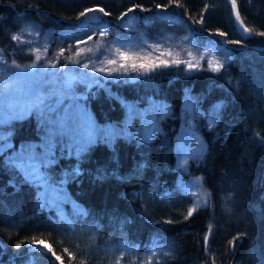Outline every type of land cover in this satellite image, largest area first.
Returning <instances> with one entry per match:
<instances>
[{
  "label": "trees",
  "instance_id": "16d2710c",
  "mask_svg": "<svg viewBox=\"0 0 264 264\" xmlns=\"http://www.w3.org/2000/svg\"><path fill=\"white\" fill-rule=\"evenodd\" d=\"M232 5L233 0H0V52L8 62L32 59L12 40L24 25L53 41L65 26L84 23L101 27L105 35L97 31L99 36L111 41L135 32L122 26L123 16L140 22L174 16L194 43L230 54L219 71L172 64L89 81L75 77V94L96 121L111 122L116 134L98 135L78 153L57 146L40 165L63 193L59 206L42 201L40 183L14 156L22 142L38 138L37 116L16 121L9 147L0 141V264H264V0ZM189 96L199 111L193 122L203 146L180 167L176 139ZM128 103L139 127L124 131ZM187 175L200 180L203 203L196 204L187 189ZM34 245L46 250H30Z\"/></svg>",
  "mask_w": 264,
  "mask_h": 264
},
{
  "label": "rangeland",
  "instance_id": "374dc122",
  "mask_svg": "<svg viewBox=\"0 0 264 264\" xmlns=\"http://www.w3.org/2000/svg\"><path fill=\"white\" fill-rule=\"evenodd\" d=\"M120 20L125 29H135L131 37L106 40L99 36L101 27L79 23L76 26H65L63 36L58 34L57 39L51 41L46 33L41 34L37 27L27 24L13 35L19 37L15 40L16 45L21 50L30 52L32 59L23 65L17 59L8 62L0 52V141H4V147L8 148V136L15 122L30 113L37 116L40 126L38 138L22 142L16 148L14 156L40 183L39 196L48 205L59 206L63 199V193L48 180V171L40 168V165L52 158L55 148L65 144L78 153L96 136L111 139L116 134L111 122L96 121L88 106L81 100L82 95L75 94L72 86L75 77L89 81L97 75L107 74V69L110 68H115L114 72L133 75L132 71L140 69L141 64L151 67L160 64L161 60L167 62V65L180 61L179 64L187 71L199 68L213 70L214 67L221 66L223 56H230L222 47L194 43L182 23H178L171 15L145 17L142 22L133 16H123ZM175 25L180 30L173 29ZM95 34L94 38L89 39ZM121 52L132 58L122 59ZM110 60H115L116 63L109 64ZM13 61L19 65L18 68L12 66ZM5 64L11 67L6 68ZM33 64L35 67H32ZM53 64L56 65L55 68L52 67ZM82 64H87L88 67L84 68ZM121 64L127 66L126 71L120 67ZM132 64L137 67L132 68ZM189 65L193 67L190 68ZM100 68L106 71H93ZM10 73L16 75L10 76ZM37 97L44 101L40 109L31 107ZM128 106L129 112L121 122L124 131L139 127L138 124H133L134 111L130 103ZM45 107L46 113L43 111ZM183 112L176 139L180 167H184L186 160L203 146L201 135L193 122L194 114L196 116L199 111L192 96L186 99ZM145 113L146 111L143 112ZM57 122L59 126L54 130L53 125ZM153 122L151 115L150 124ZM149 127L146 126V130ZM183 182L194 195L196 204L203 203L204 190L200 180L187 175Z\"/></svg>",
  "mask_w": 264,
  "mask_h": 264
},
{
  "label": "snow or ice",
  "instance_id": "6c2138e0",
  "mask_svg": "<svg viewBox=\"0 0 264 264\" xmlns=\"http://www.w3.org/2000/svg\"><path fill=\"white\" fill-rule=\"evenodd\" d=\"M232 6H233V9H235V7H236V5H235V0H233V5H232ZM160 7H161V6L158 4V5H157V8H160ZM86 11H92V9H87ZM99 11H100V12H104V9H103V8H100ZM129 11H133V9H129ZM85 14H86L85 12H81V13H80V16H84ZM105 15H107V13H105ZM237 19H239V16H237ZM245 31L247 32L248 29H245ZM100 34H101V35H105V33H104L103 31H101ZM219 35L223 36V35H225V33L220 32ZM259 35L264 36V32L259 33ZM91 38H92V37H89V39H91ZM18 39H19L18 36H16V35H13V36H12V40L15 41V40H18ZM232 43H239V41H232ZM118 51H119V50H118ZM61 55H63V52H61ZM77 55H79V53H77ZM120 56H121L122 59H131V58H132V57H128V56H126L125 53H123V52L120 53ZM37 59H39L38 56H37ZM73 63H75V61H73ZM115 63H116L115 60H110V61H109V64H115ZM173 63L179 64L180 61H173ZM161 65H162V66H165V67L168 66V65H167V62L161 60V61H160V64L153 65L152 67L155 68V67H159V66H161ZM12 66H15V67H17V68L19 67V65H16V64H15V61H13ZM5 67L7 68V67H11V66H8L7 64H5ZM32 67H35V65L33 64ZM52 67L55 68L56 65L53 64ZM82 67L87 68L88 65H87V64H82ZM120 67H121V68H124L125 71L127 70V66H126V65L121 64ZM131 67H132V68H136L137 65H136V64H132ZM140 67H141V68H144L145 65L141 64ZM189 67L191 68V67H193V65H189ZM219 69H220V66H217V67H214V68H213V71H219ZM93 71L105 72L106 70H105L104 68H100V69H93ZM114 71H116L115 68L107 69V73H108L109 75H111V73L114 72ZM9 75L11 76V75H16V74H12V73H10ZM43 104H44L43 99L40 98V97H37V98H36V101L31 105V107L36 108V109H40L41 105H43ZM43 111L46 113V112H47V108L45 107V108L43 109ZM58 126H59V122H57V124H54V125H53V129L55 130V128L58 127ZM29 159H31V158L29 157ZM205 195H207V193H205ZM192 211H193V209H190V210L188 211V216H191V215H192ZM205 239L207 240V237H205ZM34 242H35V241H34ZM40 243H41V244H44L43 241H40ZM229 243H231V241H230ZM44 246H45L46 248H48V251H50V252L52 251L51 247H49L47 244H44ZM17 247H20V245H17ZM53 255H55V253H53ZM56 259L59 260L60 257L57 256Z\"/></svg>",
  "mask_w": 264,
  "mask_h": 264
},
{
  "label": "water",
  "instance_id": "95a60500",
  "mask_svg": "<svg viewBox=\"0 0 264 264\" xmlns=\"http://www.w3.org/2000/svg\"><path fill=\"white\" fill-rule=\"evenodd\" d=\"M34 249L46 250L45 247H43V246H39V245H34V246H32V247L30 248V250H34Z\"/></svg>",
  "mask_w": 264,
  "mask_h": 264
}]
</instances>
